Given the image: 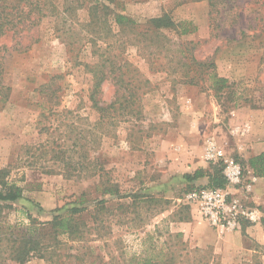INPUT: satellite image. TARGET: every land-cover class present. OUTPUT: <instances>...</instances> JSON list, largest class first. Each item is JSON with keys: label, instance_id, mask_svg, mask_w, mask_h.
<instances>
[{"label": "rangeland", "instance_id": "rangeland-1", "mask_svg": "<svg viewBox=\"0 0 264 264\" xmlns=\"http://www.w3.org/2000/svg\"><path fill=\"white\" fill-rule=\"evenodd\" d=\"M117 1L142 24L165 14L177 23H191L196 31L187 36L179 38L174 30L165 33L175 43H195L192 55L199 61H213L217 74L231 83L260 82L248 88V101L237 100V105L206 86L183 84L165 53L148 59L138 47L121 48L125 38L96 40L94 32L104 36L102 24L96 31L83 28L80 24L88 20L85 9L78 10L79 24L68 32L72 38L56 32L52 19L32 30L21 25L17 33L0 37L4 71L0 85L9 88L3 91L5 98L0 94V171L8 174L9 182L24 187L26 198L6 210L4 218L26 227L29 221L23 210L48 223L58 211L85 209L79 221L82 238H61L62 254L68 255L65 264H131L151 245L161 250L167 240L183 260L186 251L181 242L189 251L196 247L183 233L182 241L174 238L181 233L179 220L194 212L198 215L195 208L180 203L192 188L184 181L183 167L209 140L229 142L231 148L264 124L260 91L264 86V0H220L215 9L208 0ZM16 2L0 0V5L16 17ZM113 30L117 33L118 28ZM98 46L103 47L99 52ZM106 46L111 47L105 54L110 61L100 94L102 104L110 105L118 97V75L112 74V67L128 62L149 84L139 90L141 99L135 106L139 115L119 117L103 131L102 140H87L99 115L89 100L92 75L85 64H97ZM184 140H189L186 164ZM247 176L248 170L245 182H249ZM110 189L114 196L106 194ZM255 208L264 218L263 207ZM148 236L152 240L143 242ZM256 250L240 264H264V241ZM206 251L211 262L223 264L221 256ZM26 264L52 263L35 258Z\"/></svg>", "mask_w": 264, "mask_h": 264}, {"label": "trees", "instance_id": "trees-1", "mask_svg": "<svg viewBox=\"0 0 264 264\" xmlns=\"http://www.w3.org/2000/svg\"><path fill=\"white\" fill-rule=\"evenodd\" d=\"M208 2L212 9L222 3L220 0H208ZM16 5V8L13 9L16 12L14 14L16 17L13 16L12 12L8 13L7 6L0 5V37L9 32L17 33L21 25L25 30H32L41 26L44 20L52 19L56 23V32L72 38L73 35L68 32L72 31L73 26L79 24L77 21L78 10L85 9L88 20L80 24L83 28L90 27L96 31L98 26L102 24L104 36L100 34L101 32H94L93 37L96 40L106 41L108 37L125 38L120 41L119 46L121 48L126 46L138 47L148 59H159L161 54L165 53L166 58L169 59L168 64L174 63L175 73L181 74V83L183 84L202 85L203 89L207 87L216 95L221 94L220 98L228 97L237 105V100L248 101L245 96L248 93V88L254 83L260 82L243 81L237 84L231 83L227 78L220 77L213 61H199L192 55V51L196 47L195 43L184 44L186 45L184 47L180 42L175 43L169 39L165 33L166 30L176 31L181 38L194 33L196 28L191 27V23L188 22L177 23L167 14L147 20L146 23L142 24L128 16L117 0H103V2L100 0H17ZM114 27L118 28L117 33H114ZM108 47L111 46H106L104 54H99L100 61L97 64H85L88 73L92 75L89 100L99 115V120L87 132V140H102L106 136L103 131L114 126L119 117L139 115L135 109L141 99L139 90L142 84L145 86L149 84L148 80L140 79L142 77L140 71L132 68L128 62L118 67H112V74L118 75L116 76L118 79V97L110 105L102 104L100 94L102 85L108 77L106 62L110 61L109 58L105 57ZM182 47L185 49L184 51ZM101 48L103 47L98 46V52ZM184 52L188 55H185ZM3 72V68L0 66V77H2ZM127 76L128 79H126ZM56 78L60 77L54 79ZM136 83L139 84L138 88ZM48 88L50 89V87ZM8 89L0 85V94L4 98L6 94L5 92L3 94V91H8ZM260 91L264 96V86ZM261 99L264 100V97ZM235 158L240 162L243 171L249 169L256 178H264V152L248 160ZM96 161L98 162L99 159ZM223 169L222 163L214 165L213 173L209 174L211 185L201 187L223 188L226 185ZM201 174V172H196L193 177L186 175L185 179L193 181L199 178ZM99 177L101 176L99 175ZM189 186L195 188L191 184ZM106 194L114 196L115 192L110 189ZM24 199H26L24 187L19 186L17 182H9L8 174L0 171V264H8L9 262L26 264L35 258L58 264L57 261L62 256H65V259L61 264H65L68 255L62 254V247L65 246L61 238L66 237L69 240L70 238L72 240L82 238L84 231H81L79 221L81 220L80 215L85 209L75 207L65 213L58 211L59 214L48 223L38 221L29 211L23 210V214L29 221L26 227L5 220L6 210H11L13 204ZM99 203L102 205L105 201ZM186 220L187 218H180L179 222ZM159 231V228H156V233L159 234ZM169 237L171 240L173 235ZM174 238L182 241L183 234L177 233ZM149 240H152L151 236H148L143 242ZM181 245L186 251L185 256L182 257L183 260L178 259L181 256L173 250L175 245H170V241L167 240L161 250L155 245L154 247L151 245L150 250L148 249L131 264H217L210 261V256L206 254V250L194 248L189 251L184 241L181 242Z\"/></svg>", "mask_w": 264, "mask_h": 264}, {"label": "crops", "instance_id": "crops-1", "mask_svg": "<svg viewBox=\"0 0 264 264\" xmlns=\"http://www.w3.org/2000/svg\"><path fill=\"white\" fill-rule=\"evenodd\" d=\"M252 129V128H251ZM257 130L247 135V140H237L235 144L229 148V142L223 143V140H213L219 149L228 157H239L245 160L253 156L260 155L264 152V124L261 123ZM185 141V158L189 159L188 142ZM231 142V140H229ZM228 146V148H227ZM182 152L183 146L179 147ZM205 147L199 152V155L193 157L191 164H186L184 175H191L201 172V176L196 180H185L188 185L194 186H210L211 179L209 174L213 173V166L205 161ZM235 153V154H233ZM248 181L253 182L252 191L245 196L239 192L235 193L236 198H246L247 204L256 207H263L264 210V178H256L252 171L248 169ZM264 218L259 225H250L243 228L240 232H219L213 230L206 222H204L195 212L190 214L188 219L180 222L179 230L187 239L194 242V246L203 250H211L216 255L221 256L223 264H240L243 258L249 253L250 257L257 252L259 244L264 241ZM259 243V244H257ZM253 245L256 247L253 249ZM244 261V260H243Z\"/></svg>", "mask_w": 264, "mask_h": 264}, {"label": "built area", "instance_id": "built-area-1", "mask_svg": "<svg viewBox=\"0 0 264 264\" xmlns=\"http://www.w3.org/2000/svg\"><path fill=\"white\" fill-rule=\"evenodd\" d=\"M204 158L212 165L223 164L226 185L223 188L195 186L184 193L180 203L195 208L200 218L215 231L240 232L246 225L260 224L262 212L248 206L246 198L235 196L239 192L245 196L253 187L252 181L245 182L240 163L228 158L213 140L207 142Z\"/></svg>", "mask_w": 264, "mask_h": 264}]
</instances>
